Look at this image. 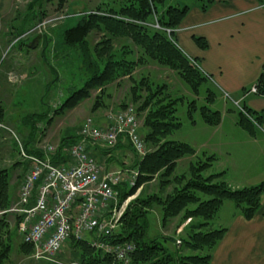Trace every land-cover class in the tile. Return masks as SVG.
<instances>
[{"label": "trees", "instance_id": "trees-1", "mask_svg": "<svg viewBox=\"0 0 264 264\" xmlns=\"http://www.w3.org/2000/svg\"><path fill=\"white\" fill-rule=\"evenodd\" d=\"M68 1L31 0L26 6L25 13L16 11L18 17L23 18L18 33L25 34L28 32L25 27L32 26L46 16L47 11L44 10L46 6L51 4L55 11H61ZM166 1L119 0L114 5L106 3L105 7L99 5L93 12L82 16L74 26L65 28L62 32V45L67 53H74L79 58L76 83L67 86L68 95H65L62 101L58 100V105L54 103L51 106L47 102L49 95L47 98L43 96L38 103L37 111L18 115L19 117L12 121L26 153L43 158V153L36 144L42 140L44 131L54 117L65 114L84 101H90L91 112L107 110L112 99L110 88L114 85L122 87L121 80L126 79L129 85L128 92L122 97L118 108L124 109L130 103L136 116L144 114V127L141 128L143 139L151 148L144 156L139 157L136 154L124 135L119 136L112 147L102 149L100 146L94 147L101 157L110 155L105 162L108 170H110L108 163H114L118 164L117 168L122 172L136 170L138 173L133 187H128L123 182L115 186L119 204L134 195L139 188L140 193L127 204L117 228L109 235L90 232L84 239L70 237L68 243L72 251L79 254L77 264H122L115 260L113 254L103 252L93 246V243L132 244L133 251L130 253L128 264H210L212 256L206 251L215 249L227 232L226 228H216L212 225L224 202L232 201L239 214L246 220H251L261 207L264 182L232 189L223 181L212 182V179L218 176L216 174L204 177V172L214 159L212 156L192 163L187 176H177L175 173L177 160L194 153L188 144L168 139L181 125L177 117V103L181 98H171L164 92L165 85L152 88L147 75L143 72L139 75L134 72L138 67L156 63L173 71L195 93L207 78L199 66L178 48L174 38L175 29L180 26L189 8L169 6L166 5ZM153 17L157 18L155 24L159 26L158 28H155L154 24L152 26L149 24ZM53 36L41 34L43 51L40 63L46 68L50 66L48 52L50 54L53 51L51 55L53 60H61L60 53L56 52ZM92 36H97L98 40L92 43ZM193 41L200 48L207 47L204 38L194 37ZM21 42L18 45L22 44ZM62 51L64 52L63 48ZM57 75V72H54L55 79ZM253 87L256 89L255 95L264 98V66ZM247 92L248 90L242 91L243 94ZM208 95L212 97L214 93L209 89ZM191 103L192 101L190 105ZM244 108L245 113L239 114V125L249 135L254 136L256 134L254 126L262 125L264 111L254 112L246 105ZM4 110L0 105V121L10 124L11 120H7ZM200 111L205 123L211 125L218 123L219 112L211 111L204 106L200 107ZM80 140L76 132L62 135L56 152L50 156L51 163L54 165L68 163L70 159L66 152L67 148ZM12 141L11 148L18 153L17 144ZM125 150L133 154V164L129 168H126L127 165L116 155L117 152ZM20 165L25 171L27 164L23 162L0 169V211H5L10 206L11 172L19 169ZM155 181L158 185L157 191L148 192L150 184ZM154 207L161 210L163 224L178 216L181 220L198 219L197 222L190 224L191 232L187 234V239L180 241L181 247L173 238L153 234L149 214ZM8 215L10 214H3L0 219ZM21 220L22 215H16L15 230H10L8 223L0 220V232L4 228L9 232L5 236L0 234V264H5L10 258ZM171 243L175 247L171 248ZM184 249L199 253L184 254ZM20 252L30 256L33 247L21 242Z\"/></svg>", "mask_w": 264, "mask_h": 264}, {"label": "rangeland", "instance_id": "rangeland-1", "mask_svg": "<svg viewBox=\"0 0 264 264\" xmlns=\"http://www.w3.org/2000/svg\"><path fill=\"white\" fill-rule=\"evenodd\" d=\"M4 1L7 2L8 0H3L2 2ZM30 1L31 0H11V6L9 10L7 11V13L3 14L2 18H0V28L6 27L8 32H10L8 36L11 39V45H9L10 47H6L0 55V79L2 77L3 66H12V68L15 69L13 70L14 74L12 75V78H17L16 81H14V78L12 79V81L14 82L9 85L10 87L7 88V92H4V90H2V87L0 86V105L3 107V109H5L4 113L8 117L7 120H11L10 124L4 122L2 123L6 126H9L10 130H12L20 140L21 138L15 130L16 126H13L12 121L17 119L19 117L18 115L24 114L26 112L37 111L38 103L43 96L47 98V96L49 95L47 102L51 106L54 103L58 105V100L62 101L65 95H68L66 92L67 86L73 85L77 80L78 75L76 69L77 65L79 64V58L74 53H67L66 48L63 47L61 39L64 29L74 26L82 16L87 13L93 12L97 7H99V5L104 7L106 6V3L114 5V3L119 0H69L66 7L61 11H55L53 9V6H51L50 4V6H46L44 8V10L47 11V15L44 16L41 20L36 21L32 26L25 27L24 29L28 32L20 35V33H18V30L23 23V18L20 16L18 17L16 11L25 13L27 11L26 6ZM215 4V0L166 1V5L169 6L188 7L189 9L185 17L192 8L194 9L196 7H199L202 11H206ZM255 7H264V0H259ZM185 17L183 18V20L185 19ZM156 19V17H153L152 22H150L149 24L151 26L153 24L154 26H158L157 24H155L157 21ZM183 20L180 26L175 29V31L181 29ZM42 33H46L49 36L54 35L53 42H55L56 44V52H59V55L61 57L60 61L53 60L51 58L53 51L50 52V54L48 52L47 54L50 58V66H48L47 68L40 63L43 47H41V49L39 48L40 50L36 48L33 56L32 54L21 55L18 54L17 51L18 48L22 46V44L31 43L33 40V36L36 37L37 35H40ZM176 34L177 33H175L174 38L177 43L178 41L176 38ZM97 40V36H92V43L94 41L96 42ZM20 41H22V44L18 45ZM206 44L208 47L207 41ZM195 45L200 48L196 43ZM52 48H54L53 45ZM62 48L64 49V52L62 51ZM116 48L118 49V46H116ZM200 49L203 50V48ZM13 60H16V62H13ZM194 61L197 64V61ZM54 62L56 65L54 64ZM30 71L37 73L35 75L36 78L32 73H30ZM54 72H57L58 74L56 76V79L54 76ZM140 72H143L144 75H147L150 80L149 82H151L152 84V88H155L159 85H165L166 91L164 90V92L167 93L171 98H181L177 103V117L179 118L181 125L171 135H169L168 139L188 144L194 150V153L177 160L175 170L177 176H187L189 173L190 165L192 163H195L200 159H205L212 156L214 159H212L208 169L204 172V177H208L213 174L218 175L214 180L212 179V182L223 181L232 189H240L231 187L225 181V176H229V174H231L232 178H235V180L237 181L243 180L241 178L246 175L252 178V184L256 182L261 183V177H264V159H262V155L258 152V148L256 147V145L247 141L246 137L250 136L251 138H255L259 130L262 128V125L254 126L256 130V134L254 136L249 135L247 131L241 128V126L239 125V114L240 112H242V110H245V104L241 102V100H238L237 98H231L225 91H222V99L220 100L218 98V92L215 91L214 87L209 83V80L211 79L205 74L203 75L207 78V81H205L203 85L199 87L198 92L195 93L173 71L165 67H161V65H158L156 63H150L140 68L138 67L134 73L139 75ZM121 81L122 87H117L116 85H114L111 87L112 89H110V91L112 90L116 94L112 96V99L110 100L111 102L109 104L110 106L107 110L91 112V108L89 106L90 101H84L78 107L67 111L65 114L55 116L52 123L47 126V129L44 131L45 134L40 141L57 145L62 135L72 132L78 133L79 127H81L86 119L93 120L100 127L106 126L105 117L109 113L123 110L118 108L120 102L123 100L121 93L127 94V85L129 84L127 83L126 79L125 81ZM16 89L19 90H17V92L13 94V90ZM209 89L214 93L212 97L208 95ZM228 96L229 99L227 98ZM217 100H220L221 106L225 107L224 109H219L212 106V104L216 103ZM191 101L193 103H191L192 106L190 105ZM128 106L133 107V105L130 103H128ZM201 106L209 108L211 111L219 112L220 118L217 124L211 125L203 121L200 111ZM137 121L139 137L144 143L146 152H148L149 150H151V148H149L145 144L143 139V131L141 129L144 127V114L137 116ZM221 124L222 126L219 127ZM0 136L2 137H0V169L10 168L11 166H13V164H17L18 162L20 163L21 161L18 158V153L16 152V150L14 151L11 148V143L13 142L11 134H9L7 131H0ZM259 141H262V138L259 139ZM262 145H264V143H262ZM99 146L100 149L109 147L105 144ZM93 147L98 148V146L96 145ZM121 153V161L127 159L130 160L128 163H125L127 165L126 168H129L133 164V154L127 150L122 151ZM97 156L100 160L103 159V157H101L100 155ZM111 165L115 166L114 163ZM19 168L21 171V173H19V181H21L24 170L22 165H20ZM114 170L118 169H110V171ZM14 175L16 176L15 170L11 172V203L8 209L18 201V192L20 186H17ZM128 181L129 178L125 176L123 183L126 184V182ZM150 186L151 187H148L149 189H147L148 192L157 191L158 185H156V181L150 184ZM139 193L140 188L136 190L134 195H132L133 197L129 200V202L132 199L136 198ZM204 198L206 197L204 196ZM235 214H239V210L235 206V204L232 201L224 202L223 206L220 208L217 214V217L212 221V225L216 228H226L228 232V229L230 228L232 223L231 221L235 217ZM239 215L241 216V214ZM149 217L151 224L150 228L154 235H162L173 238L176 240V243L177 241L180 242L181 240L183 242L188 238L187 234L191 232L189 231L190 224L192 222H197L198 220H192L189 218L186 220H181L178 216L169 220L166 224H163L162 212L157 207H154V209L151 210ZM0 220L3 223L7 222L10 230L16 229V215L10 214ZM4 229L6 230V232ZM4 229L0 232V234H4L3 236L9 233L7 231V228ZM16 233V237H19L21 240L18 232ZM241 233L244 232L242 231ZM69 244L70 243L68 242L65 243L61 252L58 253L57 260L59 262L71 263L77 261L79 254L73 252ZM179 245V247H181V242L179 243ZM172 246L175 247L171 243L170 247L172 248ZM218 247L219 246L217 245L215 249L206 251V253L211 254V256L213 257L215 251L219 250L216 249ZM71 251L73 253H71ZM183 253L189 255L197 254L199 252H193L189 249H184ZM29 258L32 259L31 255ZM12 264H21L20 258L14 256ZM26 264H29V262H27Z\"/></svg>", "mask_w": 264, "mask_h": 264}, {"label": "built area", "instance_id": "built-area-1", "mask_svg": "<svg viewBox=\"0 0 264 264\" xmlns=\"http://www.w3.org/2000/svg\"><path fill=\"white\" fill-rule=\"evenodd\" d=\"M250 92L255 93L256 89L251 88ZM242 112L245 113L244 110ZM105 121L106 126L100 127L93 120L86 119L78 131L81 140L66 150L69 162L59 165L50 161L58 144L40 141L37 148L43 153V158L27 154L19 137L0 121V131L11 134L17 144L18 158L27 164L19 184L17 203L0 211V216L6 213L22 215L17 230L21 241L33 247L32 259L50 264H76L57 260L58 253L71 236L84 239L90 232L109 235L117 228L133 196L119 204L115 186L126 176L129 178L126 184L133 187L138 173L136 170L103 172L89 154V148L102 144L112 147L118 137L124 135L139 157L147 152L139 137L133 107L111 112ZM93 246L113 254L115 260L122 264L129 263L133 251L130 243H93Z\"/></svg>", "mask_w": 264, "mask_h": 264}, {"label": "crops", "instance_id": "crops-1", "mask_svg": "<svg viewBox=\"0 0 264 264\" xmlns=\"http://www.w3.org/2000/svg\"><path fill=\"white\" fill-rule=\"evenodd\" d=\"M2 1H0V18L4 13H7L11 6V0ZM257 2L259 0H215L216 4L206 11H202L199 7L192 8L183 20L181 29L176 30L178 41L176 45L185 55L196 60L201 72L211 78L212 81L209 80V83L218 92L220 100L222 91H225L231 98L241 100L248 109L261 112L264 111V98L255 94L242 93L243 90H249L254 86L264 66V7H255ZM9 33L6 27L0 28V55L6 47L11 45ZM194 37L204 38L208 47L203 50L198 48L193 41ZM40 38L38 37L35 42L37 45L35 44L34 47H31L30 43L22 44L17 50L18 54H32L33 56L36 48L40 50L43 45ZM2 68L0 86L4 92H7L9 85L17 78L13 77L14 81H12L13 70H15L12 66H3ZM32 71L30 73L35 76L37 73ZM17 90L19 89L13 90V94ZM111 93L112 96L116 94L112 90ZM121 95L123 97L124 93ZM220 100H217L212 106L224 109ZM261 127L255 138L250 136L246 138L247 141L256 145L264 159V145H262L264 143V120ZM261 138L262 141H259ZM98 152L94 147L89 148V153L94 155L103 172L110 171L105 165L106 159L110 155L103 158V161H98ZM116 155L122 160L121 152H117ZM129 161L127 159L122 162L128 163ZM111 164L113 163H108L110 169H118L116 164L115 166ZM15 172L14 179L18 186L20 168H16ZM261 178V182H264V177ZM241 179L243 180L237 181L232 178L231 174L225 176V181L233 188L248 187L259 183L252 184V178L246 175ZM237 215L239 214H235L227 234L218 244L219 247L216 249L219 250L215 251L211 264H264V193L261 197V207L251 220H245L242 216ZM242 231L245 234L241 233ZM21 242L20 238L16 237L6 264H12L14 256L20 258L21 264L27 262L29 264H50L23 255L20 252Z\"/></svg>", "mask_w": 264, "mask_h": 264}, {"label": "flooded vegetation", "instance_id": "flooded-vegetation-1", "mask_svg": "<svg viewBox=\"0 0 264 264\" xmlns=\"http://www.w3.org/2000/svg\"><path fill=\"white\" fill-rule=\"evenodd\" d=\"M38 37H41V34H40V35H37L36 37H35V36H33V38H32V39H33V40H35V42H36V40L38 39ZM40 39H41V38H40ZM35 42H34L33 44H32V43H30V46H31V47H34V45L36 44Z\"/></svg>", "mask_w": 264, "mask_h": 264}, {"label": "water", "instance_id": "water-1", "mask_svg": "<svg viewBox=\"0 0 264 264\" xmlns=\"http://www.w3.org/2000/svg\"><path fill=\"white\" fill-rule=\"evenodd\" d=\"M34 42H35V40H32V42H31V43L33 44Z\"/></svg>", "mask_w": 264, "mask_h": 264}]
</instances>
